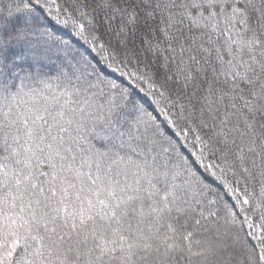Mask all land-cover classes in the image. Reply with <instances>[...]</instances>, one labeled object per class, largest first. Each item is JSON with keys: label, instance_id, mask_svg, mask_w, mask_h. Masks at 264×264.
<instances>
[{"label": "snow or ice", "instance_id": "snow-or-ice-1", "mask_svg": "<svg viewBox=\"0 0 264 264\" xmlns=\"http://www.w3.org/2000/svg\"><path fill=\"white\" fill-rule=\"evenodd\" d=\"M0 264H264V0H0Z\"/></svg>", "mask_w": 264, "mask_h": 264}]
</instances>
